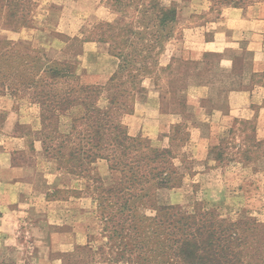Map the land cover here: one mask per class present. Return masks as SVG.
<instances>
[{
    "label": "rangeland",
    "instance_id": "rangeland-1",
    "mask_svg": "<svg viewBox=\"0 0 264 264\" xmlns=\"http://www.w3.org/2000/svg\"><path fill=\"white\" fill-rule=\"evenodd\" d=\"M13 1L0 0V44L11 41L23 54L29 48L48 61L69 63L74 80L84 86L106 87L118 70L113 36L155 31L140 22L141 5L148 0H16L21 7L11 18ZM163 1L179 11L174 37L159 58L160 67L172 64V69L155 72L134 88L133 113L123 115L122 123L130 136L156 149L169 147L173 125L185 126L176 137L184 140L173 147L181 184L165 192V203L264 224V59L256 61L245 44L250 34L242 37L240 49L224 55L233 62L231 69L220 65V53L198 56L192 51L198 27L221 23L231 33L236 20L259 16L264 0L239 7L220 0ZM131 40L133 48L141 43L136 35ZM175 73L185 85L174 84ZM103 93L99 106L108 108ZM32 97L28 92L0 97L5 118L0 127V264H126L112 262L116 250L111 244L119 239L109 241L113 224L101 220L96 202L97 188L114 186L120 175L105 161L75 175L51 158L42 143L40 105ZM179 97L187 102L185 110L176 105ZM145 102L149 110L142 117L136 111ZM255 140L262 143L259 148ZM216 147H225L223 160L211 156Z\"/></svg>",
    "mask_w": 264,
    "mask_h": 264
},
{
    "label": "trees",
    "instance_id": "trees-1",
    "mask_svg": "<svg viewBox=\"0 0 264 264\" xmlns=\"http://www.w3.org/2000/svg\"><path fill=\"white\" fill-rule=\"evenodd\" d=\"M255 1L262 0L219 3L239 7ZM141 6L143 28L155 31L135 34L130 30L112 37V53L120 62L106 87L84 86L74 80L71 64L48 61L29 48L23 54L16 43L4 41L0 44V97L5 92H28L33 96L41 109L44 151L72 174H81L89 164L105 161L112 173L120 175L114 186L97 188L101 191L96 199L100 218L106 225L113 224L109 241L119 239L111 244V249L116 250L112 262L264 264V224L253 218L225 219L203 207L188 212L163 201L165 192L181 184L173 147L184 140L183 136L176 138L184 125H173L169 147L156 149L148 141L130 136L122 123L123 115L133 113L129 102L135 89L153 73L172 69V64L160 67L159 58L174 37L179 11L163 0H148ZM11 7L14 10L10 17L14 18L21 4L14 0ZM133 35L141 42L134 48ZM154 48L158 51L155 54ZM174 75V84L185 85L178 73ZM104 91L108 94V108L99 106ZM176 100V105L185 110L187 102L181 97ZM73 110L80 113L71 115ZM4 119L0 111V127ZM261 145L255 140L254 147ZM224 149L213 148L211 156L216 154L215 160H223ZM247 155L245 151L243 156ZM145 210L155 215L148 216Z\"/></svg>",
    "mask_w": 264,
    "mask_h": 264
},
{
    "label": "crops",
    "instance_id": "crops-1",
    "mask_svg": "<svg viewBox=\"0 0 264 264\" xmlns=\"http://www.w3.org/2000/svg\"><path fill=\"white\" fill-rule=\"evenodd\" d=\"M236 11V10H232ZM231 10H228L226 13H231ZM261 14L256 18L247 19L240 18L237 21L236 26L230 27L233 29L231 33H228V30L224 27V24L221 23H209L206 26L202 25L197 28V37L198 40L192 43V51L195 53L198 52V56L208 54V53H220L223 55L221 58V66H225L226 69H231L233 62L230 58L225 57L224 55L228 51H237L241 48L243 38L250 34L251 38L247 39L248 42H245L248 49L253 51L255 54V59H264V55L261 54L264 52V8ZM21 36V34H17ZM86 43L85 45H88ZM98 50L97 45L94 43V51ZM169 53V52H168ZM171 55L177 56L174 50H171ZM170 58V56H169ZM140 110L137 109V113L142 117H146L147 111L149 110L148 102L139 105ZM136 112L134 116H136ZM133 116V117H134ZM0 214H2V209L0 208Z\"/></svg>",
    "mask_w": 264,
    "mask_h": 264
}]
</instances>
